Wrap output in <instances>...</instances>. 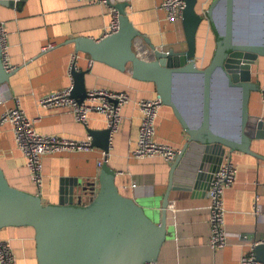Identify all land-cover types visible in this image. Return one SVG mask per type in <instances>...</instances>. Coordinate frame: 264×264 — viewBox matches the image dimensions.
<instances>
[{
	"label": "crops",
	"instance_id": "crops-1",
	"mask_svg": "<svg viewBox=\"0 0 264 264\" xmlns=\"http://www.w3.org/2000/svg\"><path fill=\"white\" fill-rule=\"evenodd\" d=\"M124 1H112L113 7ZM212 1L199 0L196 6L197 13L202 16L195 39L194 61L198 68L208 65L217 41L211 20L204 16ZM161 2L128 0L131 6L129 20L158 50L183 51L186 45L181 20L167 22L163 11L159 10ZM236 7L241 8V3L237 2ZM212 18L216 30L220 32L218 23L222 18V5L215 8ZM0 22L6 31V61L15 71L9 82L0 86V116L12 108L15 99H18L21 109L34 121V129L39 134L82 141L88 136L87 130L105 129V122L100 115L90 114L87 127H84L75 121L67 109H48L37 104L39 98L72 86L70 63L72 57L76 56L75 69L87 71L84 75L86 91L104 89L124 92L129 98V103L121 111V123L114 135L108 161L109 167L116 173L115 183L119 192L142 206L148 203L152 206L161 205L169 179L168 163L161 157L136 160L130 155L140 122L136 102L155 97V86L133 79L129 70L121 72L106 64L91 61L87 55L76 52L73 43H67L77 37L101 39L110 22L109 7L73 0H23L18 7L0 4ZM242 26L237 22L235 39L251 43L264 42V34L259 26L253 32V37H244ZM239 30L241 33H238ZM48 45H52V48L42 52ZM134 49L141 53V57L150 59V51L142 41L135 40ZM251 77L260 91L264 89V57H257L251 65ZM188 81L198 82L193 77L175 81V98L185 123L191 127L198 123L200 115L198 107V115L194 119L189 118L186 111V103L193 102L195 98L198 100V86L196 89L185 87ZM233 90L236 92L233 122L220 121L214 107L210 105L211 127L215 132L229 137L237 133L239 95L236 89ZM260 91L251 94L248 114L264 122V103ZM213 98L215 92L211 86V102ZM154 138L156 142L177 150L185 143L186 132L167 106L162 105L159 110ZM250 150L258 157L241 152L227 155L237 169L234 184L223 196L225 229L230 235L227 246L216 251L209 247L206 193H200V184L185 189L182 177L177 175L175 189L168 196L167 235L156 264H241V258L251 253L255 258L253 245L264 242V128L261 129V137L251 142ZM100 156L101 150L94 147L86 153L67 152L42 157V185L37 189L31 181L25 159L17 149L11 127H0V168L6 180L15 189L39 193L45 205L58 203L62 178L77 179L79 186L74 188V200L76 202L80 198L82 203H88L90 193L95 194L98 189L99 169L96 161ZM89 183H95L94 191L88 189ZM132 184H135L134 188ZM0 241L8 244L16 264H37L32 228H5L0 231ZM255 260L256 264H262Z\"/></svg>",
	"mask_w": 264,
	"mask_h": 264
},
{
	"label": "water",
	"instance_id": "water-1",
	"mask_svg": "<svg viewBox=\"0 0 264 264\" xmlns=\"http://www.w3.org/2000/svg\"><path fill=\"white\" fill-rule=\"evenodd\" d=\"M183 1L185 7L181 25L186 45L183 51L164 52L155 48L130 22L126 15L127 3L115 5L120 15L116 33L99 40L77 37L67 42L73 43L76 52L87 55L91 61L121 72L129 70L133 79L152 83L156 96L163 106L172 109L187 138L175 159L168 163V184L159 206H152L151 203L142 206L131 197L122 195L115 183L116 173L108 163L99 169L98 189L95 194L90 191L88 203H82L80 198L76 202L74 200V188L79 186L77 179L62 178L58 203L46 205L42 203L40 194L10 186L0 168V231L9 227L32 228L37 264L156 262L167 235L168 196L175 189V177H182L185 189L200 184V193L204 194L224 156L241 152L258 157L251 152L250 146L253 140L261 137L264 122L249 117L248 105L251 94L260 91L258 84L252 81L251 65L257 57H264V42H243L235 39L234 34L237 22L242 25L245 16L248 19L257 17L260 31L264 34V0L211 2L204 16L211 20L217 41L205 68H198L194 61L196 33L202 21V16L196 11L199 0ZM22 2L0 0L1 5L9 7H18ZM237 2L242 5L239 9ZM219 5H222V18L218 23L220 32L216 30L212 18ZM135 40L147 45L150 59L141 57L134 49ZM14 72H6L0 47V86L8 83ZM215 72L219 73L225 86L238 91L237 133L232 137L215 132L210 124L211 83ZM86 73L78 71L75 66L70 73L73 79L71 97L79 103L87 92L84 84ZM186 77L198 80L200 117L198 123L191 127L185 123L175 98V81ZM87 134L92 138L94 147L108 151V129L87 130ZM94 186L95 183H89L88 189L93 190ZM253 252L255 258L264 264V242L253 246Z\"/></svg>",
	"mask_w": 264,
	"mask_h": 264
},
{
	"label": "built area",
	"instance_id": "built-area-1",
	"mask_svg": "<svg viewBox=\"0 0 264 264\" xmlns=\"http://www.w3.org/2000/svg\"><path fill=\"white\" fill-rule=\"evenodd\" d=\"M73 1L87 5L101 4L109 7L110 22L103 37L118 31L120 15L118 10L112 6V1L116 0ZM127 2L128 0L124 1V3ZM109 3H111V5ZM184 7L185 4L183 0H162L159 5V10L163 11L167 22L173 23L175 20H181ZM130 14L131 6L128 4L126 7V15L128 16ZM0 47L4 68L6 72H11L13 68L10 67L6 61V31L2 22H0ZM50 48H52V45L43 48L42 52ZM138 54L141 55L140 52H138ZM75 59L76 56H73L71 59L69 73H71ZM71 88L72 86L62 91L47 94L39 98L37 104L42 108L67 109L71 112L75 121L84 127H87L90 114H97L103 118L105 129L109 130V138L108 151H101V156L96 161V167L100 169L104 163H108L109 161L113 138L118 132L121 123V111L129 103L128 95L124 92L92 89L86 92L84 100L79 103L71 97ZM261 93V100L264 103V89H262ZM161 107V100L157 96L136 102V108L140 114V122L135 146L130 152L132 158L144 160L153 157H161L166 163H169L172 162L178 154L179 150L155 141L156 119ZM4 125L11 127L17 149L23 155L31 181L37 189H40L42 185V157L67 152L86 153L94 149L92 138L89 135L85 140L74 141L53 135L39 134L34 129V121L30 120L21 109L18 99H15L12 108L1 114L0 127ZM236 177V167L227 156H224L218 170L212 174L209 181L208 190L206 192L208 200L207 209L209 212L208 224L210 229L208 245L215 251L224 249L228 244L230 235L225 229L226 210L223 203V196L225 191L234 184ZM131 187L134 188L135 184H132ZM240 263L256 264V260L251 253L248 256L242 257ZM0 264H16L15 257L8 244L2 241H0ZM144 264H156V262H146Z\"/></svg>",
	"mask_w": 264,
	"mask_h": 264
},
{
	"label": "rangeland",
	"instance_id": "rangeland-1",
	"mask_svg": "<svg viewBox=\"0 0 264 264\" xmlns=\"http://www.w3.org/2000/svg\"><path fill=\"white\" fill-rule=\"evenodd\" d=\"M257 21V17H250V19H248L245 16V21L242 23L243 26L241 29L244 37L255 36L253 32H256L259 26ZM186 86H191L193 89H196L198 82L188 81L185 84V87ZM211 86L214 89L215 98H213L212 102L210 101V105L214 107L215 113L217 114L216 116L220 119V121L227 123L233 122V102L236 98V92L224 85L218 72L213 74ZM197 107L198 100L196 98L193 102L186 103V111L189 113V118L194 119L196 115H198Z\"/></svg>",
	"mask_w": 264,
	"mask_h": 264
}]
</instances>
